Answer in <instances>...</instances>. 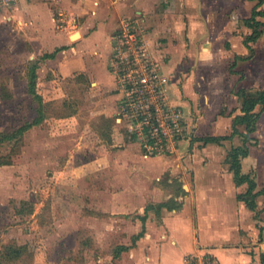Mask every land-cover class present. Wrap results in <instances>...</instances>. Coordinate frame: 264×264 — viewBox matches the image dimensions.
Listing matches in <instances>:
<instances>
[{"label":"crops","instance_id":"0c3cea01","mask_svg":"<svg viewBox=\"0 0 264 264\" xmlns=\"http://www.w3.org/2000/svg\"><path fill=\"white\" fill-rule=\"evenodd\" d=\"M58 5L75 12L79 26L74 36L58 28ZM2 8H6L10 20L17 22L14 31H26L31 68L37 66V86L46 84L47 93L55 94L50 97L46 92L38 91L45 101L69 100L70 82L76 85L77 96L82 101L81 91L85 96L86 93L91 96L86 100L91 98L92 102H83L84 109L89 107L83 114L96 137L95 147H103V150L92 153L88 163L77 164L75 172H85L81 175L84 181H88L91 173L90 179L96 180L97 185H106L107 191H98L93 186V191L107 197L106 206L96 211L109 215L118 213L127 219L131 218L128 215H137L133 246L126 245L128 248L116 259H129L130 264H183L188 255L212 253L220 264L264 260V242L261 240L264 233V186H260L259 163L254 159L247 163L254 147L247 143L249 154L241 158V172L257 185L253 191L255 209L241 199L249 192V184L237 183L228 162L229 153L225 159L213 154L217 150H213L214 146L224 148L225 142H204L203 156L206 154V157L203 159L206 163L197 160V166H200L197 171L190 167L191 155L185 163H176L170 156L147 160L138 136L125 125V118L119 117L123 93L113 69L114 36L124 19L137 21L143 28L150 54L155 56L160 51L170 56L168 63L159 61L161 72L169 78L168 89L174 102L185 106L192 99L193 84L191 78L181 79L180 53L193 55L197 52L195 65H200L206 58L205 53L216 49V45L209 44L213 21L226 19L232 13L235 19L243 17L245 25L252 30L244 45L253 53L245 56L242 55L244 49H235L230 67L243 75L248 60L257 58L253 44L262 36L252 38L255 30L247 21L255 18L264 26L261 21L264 0H20L13 7ZM244 8L246 13L243 14ZM257 12L262 14L255 15ZM256 63L259 66L258 61ZM244 89L264 90L243 87L238 91L241 99ZM232 126L235 133L239 125ZM66 131L74 130L68 127ZM235 135L242 137L240 133ZM191 140L190 137V147ZM78 145L87 146V139L79 141ZM241 146H245L244 138L233 148ZM160 174L171 184H179L184 192L175 194L170 187L161 184L162 179L157 177ZM172 199L180 203V207H164L147 213L149 206L158 207ZM145 216L144 222L142 218ZM143 232L142 237L134 242V238Z\"/></svg>","mask_w":264,"mask_h":264},{"label":"rangeland","instance_id":"374dc122","mask_svg":"<svg viewBox=\"0 0 264 264\" xmlns=\"http://www.w3.org/2000/svg\"><path fill=\"white\" fill-rule=\"evenodd\" d=\"M9 17L6 8L0 7V138L2 133H16L39 119L42 122L27 130L22 137L0 142V264H130L129 259H116L115 252L120 246H133L132 234L136 231L137 215L133 213L127 219L118 213L109 215L96 211L106 206L107 197L98 193L105 191L106 185H97L96 180L90 179L91 173L88 181H84L81 175L85 172H75L77 164L88 163L92 153L103 150V147H95L96 137L83 114L89 108L84 109L83 102H92L91 98L86 100L90 94L85 96L81 91L82 101L77 96L76 85L70 82L71 93H68L69 100L66 102L61 99L45 101L40 93L49 91L42 83L33 95L28 83L32 65L27 48L28 36L24 30L14 31L18 24ZM242 18L235 19L229 13L226 19L213 21V36L209 44L216 45V49L205 53L206 58L200 65H195L197 52L193 55L180 53L181 79H192V99L185 106H180L167 90L169 104L174 110L183 112L184 133L175 144V153L158 156H170L176 163H181L191 155L190 167L197 171L200 169L197 160L206 163L203 159L206 157V154L203 156L206 148L203 139L210 136L224 138L221 141L225 142L224 148H213L217 149L213 154L224 157L222 159L233 146L242 142L243 137L235 135L232 126L245 116L244 100L238 97V91L243 87L264 88V26L256 29L261 30L262 35L253 44L257 58L248 60L243 75L230 68L235 49H244L242 55L245 56L253 53L244 45L252 30ZM261 21L264 23V18ZM151 57L159 66V61L163 64V61L168 63L171 59L160 51ZM160 73L163 74L161 68ZM117 80L123 93L118 109L119 117H122L120 112L125 92L118 76ZM65 90L68 91L66 86ZM37 95L42 97V102ZM47 95L53 97L55 94L50 91ZM255 112L260 117L256 130L251 133L249 143L254 152L247 163L252 159L259 163L257 170L262 187L264 108L258 106ZM125 121L131 129L130 118H125ZM68 127L74 131L67 132ZM237 129L242 133L249 131L246 125H239ZM190 137L191 147L188 145ZM138 138L145 154V137ZM86 139L88 145L79 147V141ZM185 166L189 167L188 164ZM181 167L183 170L184 165L181 164ZM157 177L175 194H181L179 184H171L161 174ZM182 182L187 185L186 181ZM93 186L98 191H93ZM261 240L264 242V233Z\"/></svg>","mask_w":264,"mask_h":264},{"label":"built area","instance_id":"2783aa9c","mask_svg":"<svg viewBox=\"0 0 264 264\" xmlns=\"http://www.w3.org/2000/svg\"><path fill=\"white\" fill-rule=\"evenodd\" d=\"M20 0H0L1 7H13ZM59 29L75 34L79 26L75 12L58 5ZM113 69L124 88L125 98L120 115L130 118L131 129L144 136L145 156L176 152V142L183 136L182 110H174L166 98L169 78L151 57L143 28L134 20L124 19L114 36ZM183 264H220L212 253L191 254ZM248 264H264L263 259Z\"/></svg>","mask_w":264,"mask_h":264},{"label":"trees","instance_id":"16d2710c","mask_svg":"<svg viewBox=\"0 0 264 264\" xmlns=\"http://www.w3.org/2000/svg\"><path fill=\"white\" fill-rule=\"evenodd\" d=\"M257 14H262V13H255V15ZM247 23H249L251 26L255 27V31L257 29L258 26H260L261 24L256 21V19H251L249 21H247ZM256 34V35H255ZM261 34V30L260 31H256V33H254V39L258 38V36H260ZM36 69L37 66H33L30 70V74H29V80H30V91L33 94H36V87H37V73H36ZM241 96L244 100V105H243V112L245 114L244 117L239 118L235 125H246V127L248 128V132L246 133H242L239 131V129H235V134H241V136L244 138L245 141V146H241V147H237V148H233L229 155H228V162L231 165V170L235 173V177H236V181L238 184H244V183H248L249 184V192L246 195L241 196V199H243L244 201L247 202V204L249 205L250 208L255 209L256 208V202H255V195H253V191L257 188V185L255 183V181H253L250 176H245L242 174L241 169H242V165H241V158L246 157L249 154V148L247 143L250 141L251 139V133H253L256 129V122L258 120V118L260 117L259 113H256V109L258 106H262L264 108V90L263 91H251L248 89H244L241 91ZM37 99L42 102V97L40 95L36 96ZM42 122V119L37 120L35 123H30L26 126H24L23 128H21L18 132L16 133H2L1 138H0V142H4V141H9V140H13L16 139L18 137H22L24 135V133L29 130L30 128H32L34 125H38ZM224 138L223 137H207L204 140L205 143H220ZM180 191L183 193L184 190L182 189V187H180ZM180 203H178L177 201H175L174 199L170 200L168 203H164L159 205L158 207H155L153 205L149 206L147 208V213L150 210L153 209H157V210H161V208H169V209H174V208H178L180 207L179 205ZM147 216L143 217L142 220L145 222L146 221ZM144 234L141 233L140 235H138L137 237L134 238V242H136L140 237H142V235ZM128 247L127 246H120L116 249L115 252V258H118L122 252L124 250H126Z\"/></svg>","mask_w":264,"mask_h":264}]
</instances>
